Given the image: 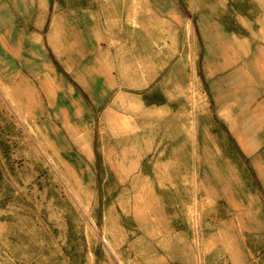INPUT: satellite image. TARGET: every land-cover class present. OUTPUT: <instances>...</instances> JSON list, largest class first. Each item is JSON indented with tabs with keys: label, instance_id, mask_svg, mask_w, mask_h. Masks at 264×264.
<instances>
[{
	"label": "rangeland",
	"instance_id": "374dc122",
	"mask_svg": "<svg viewBox=\"0 0 264 264\" xmlns=\"http://www.w3.org/2000/svg\"><path fill=\"white\" fill-rule=\"evenodd\" d=\"M241 36L264 0H0V264H264Z\"/></svg>",
	"mask_w": 264,
	"mask_h": 264
},
{
	"label": "crops",
	"instance_id": "0c3cea01",
	"mask_svg": "<svg viewBox=\"0 0 264 264\" xmlns=\"http://www.w3.org/2000/svg\"><path fill=\"white\" fill-rule=\"evenodd\" d=\"M236 48L243 68L236 71L237 88L232 101H225L222 95L215 98L216 117L234 140L262 142L250 146L259 150L264 148V43L250 42L241 36ZM224 60L234 61V58L227 56ZM234 70L236 68L229 69V73ZM211 75L217 74H204L205 81L210 85L213 84L208 79ZM80 77L85 78L81 74ZM82 84L84 89H89L87 80L84 79Z\"/></svg>",
	"mask_w": 264,
	"mask_h": 264
}]
</instances>
